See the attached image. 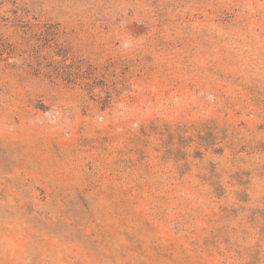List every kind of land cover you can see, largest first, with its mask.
Masks as SVG:
<instances>
[{
    "label": "rangeland",
    "instance_id": "obj_1",
    "mask_svg": "<svg viewBox=\"0 0 264 264\" xmlns=\"http://www.w3.org/2000/svg\"><path fill=\"white\" fill-rule=\"evenodd\" d=\"M0 264H264V0H0Z\"/></svg>",
    "mask_w": 264,
    "mask_h": 264
}]
</instances>
